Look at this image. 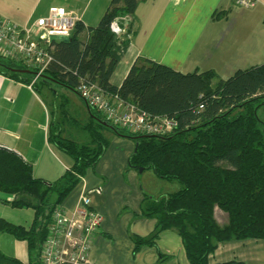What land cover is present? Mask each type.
Instances as JSON below:
<instances>
[{"label":"trees","instance_id":"1","mask_svg":"<svg viewBox=\"0 0 264 264\" xmlns=\"http://www.w3.org/2000/svg\"><path fill=\"white\" fill-rule=\"evenodd\" d=\"M137 3L111 0L97 25L85 28L78 22L68 40H51L52 60L32 86L56 84L77 95L84 81L176 125L163 135L129 134L90 109V123L83 127L89 141L78 144L64 137L59 122H53L48 140L72 160V167L52 184L34 179L28 164L0 150V192L13 195L12 207L34 213L27 228L0 219V234L26 241L29 264H41L54 207L62 204L104 154L108 144L102 130L134 141L132 168L150 170L156 178L178 186L160 198L145 197L143 215L155 218L157 224L148 238L134 239V251L153 246L159 233L170 229L178 234L188 264H209L217 245L226 241L264 242V63L222 80L212 71L182 74L142 60L115 87L110 77L128 49L130 28L117 35L112 24L119 17L133 16ZM83 32L85 41L80 38ZM0 74L31 85L35 72L0 56ZM48 92L53 99L60 96L51 88ZM62 113L66 118L65 110ZM216 208L226 215L222 224L214 216Z\"/></svg>","mask_w":264,"mask_h":264},{"label":"crops","instance_id":"2","mask_svg":"<svg viewBox=\"0 0 264 264\" xmlns=\"http://www.w3.org/2000/svg\"><path fill=\"white\" fill-rule=\"evenodd\" d=\"M110 1L0 0V17L22 28L46 16L50 9L59 8L77 15L83 26L89 28L97 25ZM253 1V7H243L234 4V0H138L133 16L119 17L112 24V29L121 30V35L130 30L127 34L128 49L115 67L110 83L119 87L131 66L142 60L154 61L182 74L212 71L222 80L230 78L238 70L263 64L264 0ZM72 32L50 35L42 43L66 41ZM86 36L87 33L83 32L80 38L85 41ZM34 40L40 42L37 36ZM52 86L47 84L35 89L0 74V150L17 155L30 166L34 179L49 184L61 179L72 167V160L48 140L50 126L54 122L47 99L48 89ZM63 91L79 98L88 114L87 106L78 94L67 89ZM62 134L67 137L63 130ZM132 154L127 151L114 157L120 165L116 175L124 170L123 164L130 160ZM98 167L99 164L88 168L78 182L76 198L63 204L69 193L61 204L72 211L85 191L100 190V193L93 191L90 194L91 207L103 217L98 234L92 241L90 261L93 264H188L182 242L172 229L159 233L155 246L146 245L134 251V239L148 238L157 224L155 218L143 215L142 206L149 193H145L144 187L139 190L138 185V194L129 193V205L123 222L117 227L112 223L109 207L114 188L110 180L112 174L108 173L110 178L102 171L95 175ZM151 175L154 179H149L154 185L161 183L152 171ZM13 198V195L0 192V219L29 227L33 211L12 207L9 202ZM150 198L155 199L154 196ZM248 243L230 240L218 244L209 256V264L229 261L246 264L245 258H250L245 250ZM262 255L264 259V251ZM255 257H258L257 253ZM12 260L29 264L27 243L11 235L0 234V264H15ZM261 262L264 260H258L256 264Z\"/></svg>","mask_w":264,"mask_h":264},{"label":"built area","instance_id":"3","mask_svg":"<svg viewBox=\"0 0 264 264\" xmlns=\"http://www.w3.org/2000/svg\"><path fill=\"white\" fill-rule=\"evenodd\" d=\"M254 3L253 0H234V4L243 7H253ZM78 22L77 15L59 8L50 9L46 16L22 28L0 17V56L34 70L35 82L52 60L48 43L42 41L56 33L69 34ZM113 31L121 34V30ZM34 36L39 37L40 42L35 41ZM77 92L87 108L97 112L104 122L129 134L163 135L176 125L174 120L151 116L95 84L81 81ZM93 191L100 193L99 189ZM93 191H85L72 211L62 205L54 207L42 245L41 264H93L89 252L103 222L101 213L91 207Z\"/></svg>","mask_w":264,"mask_h":264},{"label":"rangeland","instance_id":"4","mask_svg":"<svg viewBox=\"0 0 264 264\" xmlns=\"http://www.w3.org/2000/svg\"><path fill=\"white\" fill-rule=\"evenodd\" d=\"M29 69V68H28ZM31 70V69H30ZM35 76V75H34ZM35 82H31L34 84ZM52 89L57 92L60 96L58 99H53L54 95L47 94L48 104L50 105L53 111V121L59 122V129L63 130L67 137L74 140L76 143L85 144L89 141V136L84 130V126H87L90 123V119L88 114L85 113L81 101L79 98L65 94L63 88L58 85H53ZM68 99V101H67ZM65 103L63 106L62 104ZM59 106V107H58ZM59 109V110H58ZM62 110H65L66 118L63 116ZM61 112V113H60ZM61 121V123H60ZM101 131V130H99ZM54 133V132H53ZM102 135L107 141V149L104 155L97 161L99 167L97 169V173L99 174L101 171L104 174L108 175V173L112 174L111 184H113V194L112 199L110 201L109 207L110 212L113 216L112 223L115 224L117 227L121 225L123 222L125 211L127 209L128 201H130V194L131 192H135L138 194L137 185L139 190L144 187L147 192V197H155L160 198L165 196L167 193H172L175 189H177V184L175 182H167L164 180H159L161 183H157L154 185L153 181L149 178H153L151 175V171L145 170L144 175L139 172L138 169L132 168L129 164V161L123 164L124 170L116 175L115 172L120 167L117 162H115V156L126 153H133L135 148V143L133 140L120 136L116 133L111 131H101ZM131 146V148L129 147ZM96 163V165H98ZM148 171V172H147ZM91 172V171H90ZM109 177V175H108ZM101 178V177H99ZM110 178V177H109ZM154 179V178H153ZM103 177L101 178V181ZM137 182V183H136ZM79 192V184L74 187V189L70 192L67 199L64 201L63 204L69 203L72 199H75ZM151 195V196H149ZM215 217L220 222L223 223L224 217L226 216L219 209H215ZM118 215V217H117ZM245 242H249V246L245 247L246 252H249L250 258H245L246 264H256L258 260L262 261L263 255L262 252L264 251V242L263 241H254V240H242ZM255 253L258 254V257H255ZM260 264H264L261 262Z\"/></svg>","mask_w":264,"mask_h":264},{"label":"water","instance_id":"5","mask_svg":"<svg viewBox=\"0 0 264 264\" xmlns=\"http://www.w3.org/2000/svg\"><path fill=\"white\" fill-rule=\"evenodd\" d=\"M17 72H20V73H27L28 71H19V70H18ZM87 109H88V111L90 110L89 108H87ZM103 125L105 126V123H103ZM0 149H2V148H0ZM134 152H135V148H134ZM134 152H133V153H134ZM138 171L141 173V172H143V169H142V168H139Z\"/></svg>","mask_w":264,"mask_h":264}]
</instances>
